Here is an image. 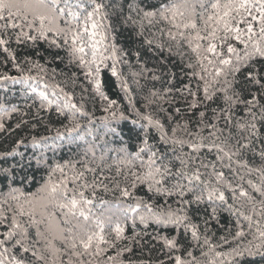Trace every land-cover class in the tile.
I'll list each match as a JSON object with an SVG mask.
<instances>
[{"label": "snow or ice", "instance_id": "6c2138e0", "mask_svg": "<svg viewBox=\"0 0 264 264\" xmlns=\"http://www.w3.org/2000/svg\"><path fill=\"white\" fill-rule=\"evenodd\" d=\"M117 25L139 37L155 28L158 48L167 45L182 56L186 49L194 57L188 64L194 84L175 87L169 80L162 93L149 90L146 111L129 101L136 116L131 123L138 126L129 130L136 132L135 150L121 127L129 117L106 94L102 80V70L108 69L121 89L130 91L118 68L127 63L128 52L119 43ZM13 42L32 48L43 42L50 50H63L68 64L83 70L91 92L77 102L73 91L56 83L55 99L39 92L32 117L55 105L66 120L56 139L87 145L79 160L50 165L43 150L62 144L49 145L47 136H32L33 148L42 151L26 160L18 151L23 137L0 151V163L7 165L0 166V224L6 225L0 233V264H239L245 255L264 260V0H0V63L23 73ZM24 59L29 72L38 69L47 76L38 61ZM54 59L63 58L55 54ZM36 78L4 73L0 82L24 83L35 93L27 82ZM66 84L76 87L75 73ZM88 100L93 106L100 101L109 114L101 118L99 138ZM17 113L13 128L6 121ZM25 115L15 104L0 101V134L7 138L28 125ZM250 154L259 158L258 165ZM9 158L15 162L9 164ZM33 162L46 177L29 191ZM253 175L258 183L245 179ZM222 212L237 218L229 235L239 242L227 252L218 251L208 234ZM220 239L228 243L227 236ZM133 245L155 255L133 259Z\"/></svg>", "mask_w": 264, "mask_h": 264}, {"label": "trees", "instance_id": "16d2710c", "mask_svg": "<svg viewBox=\"0 0 264 264\" xmlns=\"http://www.w3.org/2000/svg\"><path fill=\"white\" fill-rule=\"evenodd\" d=\"M209 2H214V0H209ZM225 2L226 0H221L222 4ZM117 32L119 43L128 52V55L124 57L127 63L118 65V68H120L127 79L130 91L125 93L120 87L119 80L116 77H112L108 69L102 70V80L104 81V91L106 94L111 99L117 100L119 108L124 111L125 116L129 117L128 120L121 121V127L123 128L125 141L130 144L132 150H135V145L138 142L136 132L133 131L130 133L129 130L136 129L138 126L131 123V120L136 119V116L131 110L129 101L131 100L136 108L146 111L143 107L145 103L144 96L147 95L149 90L160 91L162 93L165 88L171 86L169 80H172V85H175V87H181L183 84H188L189 82L194 84L195 78L190 76L193 69L188 67L189 63L194 62V57H192V54L187 52L186 49H182V51L185 52V55L182 56L175 49L170 53L167 50V45H165L163 49L158 48L157 44L160 43L161 38L155 28H153L151 32L146 31L145 37L137 36L130 27L119 25H117ZM145 38L153 40V43L148 45L145 43ZM164 39L166 40V38ZM12 47L18 53V62L21 64L23 73L16 68H13L11 63H0V75L7 73L14 77H20L21 75L37 77L36 79L27 82L32 87L36 88L37 91L35 93L29 91L27 84L24 83H13L12 81H8L7 83L0 82V101H4L9 105L15 104L21 109V113H27L23 118L29 121L28 125L23 126L20 130H17L7 138L3 134H0V151L7 150L13 139L23 137L25 143L20 146L18 151L25 153L26 160L33 153H39L42 151L39 148H33L31 144L32 136H47L50 138L48 140L49 145H52L53 143L56 145L62 144L61 147H49L48 149L43 150L50 165L56 163L62 164L67 160H79L83 154L82 150L86 148L87 145L83 142H80L79 146L75 144L69 145L66 142L56 139L57 130L61 132L64 131L63 125L66 123V120L55 112V105H53L51 109H45L39 112L38 119L34 120L32 117L37 115V108L40 104L39 92L45 91L48 93L50 99H55V97L52 96V92L53 85L56 83H59L62 87H66V90L68 91H73L77 102L82 95L85 97L89 96L91 89L88 82L84 79L83 70L75 65L68 64L66 54L63 50H50L43 42L35 48L18 46L13 42ZM137 52H139V57L135 55ZM55 54H58L63 59H54ZM26 56L43 65L47 71V76L44 77V73L40 72L38 69H32L31 72H29L31 65L25 61L24 58ZM109 63L111 62L109 61ZM133 72H142V75L134 78L131 75ZM72 73H75L77 78V85L75 88H73L71 84H66L67 78L71 76ZM153 76H157L159 79L154 80L152 79ZM40 77H44V79H40ZM136 79L139 80V85L134 82ZM45 85H47V87H45ZM83 89H88V91L84 92ZM158 104L164 109H167L168 112L172 111L171 106L167 103L159 101ZM212 107H215V105H212ZM87 108L93 113V127L98 130L97 137L99 138V135L103 132L101 118L109 114L102 110L101 102L98 100L95 102V106H93L91 100H88ZM147 111H155V108ZM166 114L167 113L165 112L160 113L162 118L166 116ZM20 116V113L13 114L12 118L8 119L6 122L9 126L14 128L15 123L19 121ZM32 124H37V127L33 129L31 127ZM261 135L264 136V132H262ZM87 139L89 143H93L91 137H88ZM153 139H155L154 135ZM255 146L259 149L260 145L257 143ZM102 147V144L98 145L97 155H99ZM16 159L20 160V157L17 156ZM250 160L253 165H258L260 163L259 158L256 157L253 159L251 154ZM14 162L15 161L9 158V164ZM0 166L7 165L0 163ZM28 171L29 175L35 177V180L26 185V188L29 191H34L39 183L42 182V178L46 177V170L43 167L37 169V166L33 162V168ZM245 179H253L257 183L259 182V178L255 175L252 177L246 176ZM245 187L247 188L248 185L245 184ZM140 194L143 193L141 192ZM236 219L235 216H232L227 212H222L218 222H211L208 234L212 237V243L219 245L217 248L218 251L227 252L230 247H234L235 244L239 242L233 241L231 235H229V233L234 234L236 231ZM241 222L247 230V223L244 221ZM4 231H6V225L0 224V233ZM147 231L151 233L152 228L150 227ZM247 231H254V229ZM128 234H131L130 228L128 229ZM221 236H227V244L220 239ZM247 239H251V235H247ZM109 254L112 253L110 252ZM28 255L30 256V253ZM150 255H155V253L150 254L148 247H143L142 249L140 245H133V259H148ZM238 259L239 264H264V260H262L260 256L245 255Z\"/></svg>", "mask_w": 264, "mask_h": 264}]
</instances>
